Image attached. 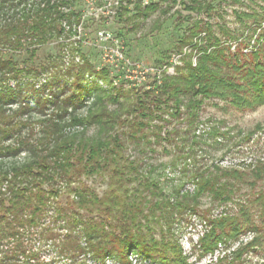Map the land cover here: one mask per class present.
I'll return each mask as SVG.
<instances>
[{
	"label": "trees",
	"instance_id": "obj_1",
	"mask_svg": "<svg viewBox=\"0 0 264 264\" xmlns=\"http://www.w3.org/2000/svg\"><path fill=\"white\" fill-rule=\"evenodd\" d=\"M78 2L0 0V84L4 83L0 90V264H53L42 260L34 249L33 240L38 238L51 241L58 253L69 260L89 251L94 258L113 256L122 264H130L128 256L135 251L150 257L157 253V263L187 264L173 238L174 219L184 211L197 212L204 196L218 203L234 199L244 184L254 188L253 193L246 195L238 215L213 221L202 241L204 249H213L245 228L264 234V224L256 225L252 214L259 206L264 218V189L255 190L256 183L264 178V164L251 171L223 169L216 164L190 170L186 161L194 160V145H199L195 128L205 101L219 98L240 110L264 105V43L247 55L241 51L244 44L232 50L229 43L220 42L209 25L206 42L195 47L196 62L188 56L176 74L164 76L161 83L154 80L152 89L143 91L119 89L108 70H96L84 57L83 64L72 65L63 74L74 78L75 88L53 103L58 112L41 120L38 134L32 128L27 136L22 134L27 122L19 118L31 109L22 104L7 113L6 106L18 101L20 90L5 82L13 77L36 76L51 66L61 72L60 53L43 64H35V59L39 48L62 32V22L81 21ZM193 5L187 7L206 12L213 8L207 0H193ZM159 7L158 2L145 7L137 3L131 11L124 5L119 15L134 24ZM245 15L264 20V6L261 12ZM202 29L200 21L193 22L180 38L178 48L192 44ZM220 30L228 40L235 38L226 27ZM23 51L28 58L21 65L15 56ZM58 74L55 79L61 75ZM86 74L101 77L109 87H86ZM87 96L90 104L84 102ZM49 100L39 98L41 112ZM69 107L73 112L66 120ZM83 107L88 109L87 114L79 116L76 112ZM168 113L172 119L187 124L184 131L167 130L171 120L164 115ZM76 124L82 129L66 130ZM90 127L96 129L92 134L88 133ZM223 134L213 128L214 137ZM13 137L17 144L3 143ZM175 137H180L182 144L177 148L185 160L184 175L189 172L190 183L195 185V191L182 195L178 189L176 195L167 193L153 176L154 165L147 167L142 158L127 152L128 141L152 146ZM21 153H26L21 162L1 161ZM94 176L106 179L104 193L86 184L84 178ZM63 189L68 196L64 204L60 200ZM51 210L55 216L47 225L45 220ZM157 226L161 230L159 240L155 237ZM82 238L87 241L86 247Z\"/></svg>",
	"mask_w": 264,
	"mask_h": 264
},
{
	"label": "rangeland",
	"instance_id": "obj_2",
	"mask_svg": "<svg viewBox=\"0 0 264 264\" xmlns=\"http://www.w3.org/2000/svg\"><path fill=\"white\" fill-rule=\"evenodd\" d=\"M88 1L80 0L77 3V8L82 11L81 19L84 18L82 32H79V26L76 24L62 22V32L41 46L37 52L35 59L37 65L47 62L49 58H55L60 53L61 72L51 66L36 76L13 77L5 82L10 88L20 90L18 101L6 106L7 113L15 111L22 104L28 105L31 109L29 112H23L19 118L27 122L22 132L26 136L31 133L29 131L31 128L38 134L42 128L41 120L58 112L53 103L59 98L63 99L75 88L74 78L63 74L72 65L83 64L84 57L94 64L96 70L103 68L108 70L109 78L119 89L135 88L143 91L152 89L151 84L154 80L161 83L164 76L176 74L177 67L182 66L188 56L196 62L198 53L195 47L206 42V27L209 25L212 26L214 34L219 36L220 42L229 43L232 50L239 44H244L241 51L247 55L256 50L260 43H264V20L256 21L245 15L254 13L255 10L261 12L264 6L262 0H207L213 6L209 12L205 9L200 11L189 8L194 6L193 0H159L157 1L160 4L159 8L149 17L136 20L134 24L128 22L126 16H120L119 12L124 5L133 11L134 5L138 2L121 0L119 5L103 8L106 0H90L93 4H89ZM197 21H200L204 29L194 38L192 44L178 48L183 33ZM221 26L229 29L235 38L228 40L220 30ZM100 32H103L104 36H100ZM79 35L81 39H78ZM15 58L23 65L28 54L23 51ZM58 73L61 75L55 79ZM1 84L4 86V83ZM1 84L0 90L3 89ZM83 84L86 87L95 84L103 88L109 87V84L97 75L86 74ZM39 98L50 99L44 112L38 108ZM84 102L90 104V97L87 96ZM110 107L113 108L115 105L110 104ZM87 110L83 107L76 113L79 116L86 115ZM67 111L65 118L70 120L69 113L73 110L69 107ZM164 116L171 120L167 130L175 128L184 131L187 127L181 120L172 119L169 113ZM199 120L195 128L199 145H194L196 153L194 160H186L190 170L196 166L210 167L216 164L223 169L251 171L264 164V105L254 110H240L229 102L212 98L204 102ZM213 128L224 134L214 137ZM75 129L82 127L77 124L66 127L68 131ZM95 130L94 127H90L88 133L92 134ZM3 143L15 145L17 141L13 137ZM179 145H182L180 137L152 146L146 145L143 141L139 145L128 141L127 152L131 157L142 158L147 167L154 165L153 176L159 179L167 193L172 194L178 189L182 195L195 191V185L190 183L189 172L184 175L185 160L179 155L180 151L177 148ZM25 158L26 153H21L17 157L2 158L1 161L9 164L21 162ZM84 180L99 194L104 193L107 188L104 177L94 176ZM256 184V191L264 189V178ZM65 191L67 190L63 189L60 197L62 204L68 197ZM240 191L234 199L220 203L209 196H204L197 212L184 211L174 219L171 227L173 238L177 241L187 264H264V234L253 228H245L236 237L221 240L209 251H205L203 246L202 241L211 231L213 221L238 215L246 202V195L252 194L254 188L244 184ZM71 197L74 198L73 195ZM172 200H175V197ZM252 214L256 225L264 224L259 206L252 210ZM49 215L50 217L45 220L47 225L55 216L54 211L51 210ZM160 236L161 230L157 226L155 237L159 240ZM81 243L84 247L87 246L86 239L82 238ZM33 247L39 251L42 260L53 264H81L82 261L86 264H122L120 259L113 256L94 258L89 251L85 255L69 260L58 253L51 241L45 242L39 238L33 240ZM128 258L130 264H161L154 259L159 258L157 253L150 257L132 251Z\"/></svg>",
	"mask_w": 264,
	"mask_h": 264
},
{
	"label": "built area",
	"instance_id": "obj_3",
	"mask_svg": "<svg viewBox=\"0 0 264 264\" xmlns=\"http://www.w3.org/2000/svg\"><path fill=\"white\" fill-rule=\"evenodd\" d=\"M131 1L138 2L142 6H147V5H149V4L153 3V2H157L159 0H131ZM88 2H89V4H93L92 1H90V0ZM106 2L107 3L103 6V8L104 7L111 6V5L112 6L113 5H119L120 2H121V0H115V1L106 0ZM82 19H84V18H82ZM82 19H81V21L79 23H74V24H76V26H79V30H80L79 32H82V30H83V27H82L83 26V20ZM103 34H104L103 32H100L99 33L100 36H104ZM78 39H81V35H79V38Z\"/></svg>",
	"mask_w": 264,
	"mask_h": 264
}]
</instances>
